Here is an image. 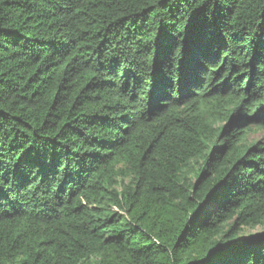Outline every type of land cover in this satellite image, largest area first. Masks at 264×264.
I'll list each match as a JSON object with an SVG mask.
<instances>
[{"label":"trees","instance_id":"trees-1","mask_svg":"<svg viewBox=\"0 0 264 264\" xmlns=\"http://www.w3.org/2000/svg\"><path fill=\"white\" fill-rule=\"evenodd\" d=\"M0 264H264V0H0Z\"/></svg>","mask_w":264,"mask_h":264},{"label":"rangeland","instance_id":"rangeland-1","mask_svg":"<svg viewBox=\"0 0 264 264\" xmlns=\"http://www.w3.org/2000/svg\"><path fill=\"white\" fill-rule=\"evenodd\" d=\"M261 230H262L261 228H256V229L247 228V229H245L244 235L245 236H247V235H254L256 233H259Z\"/></svg>","mask_w":264,"mask_h":264}]
</instances>
